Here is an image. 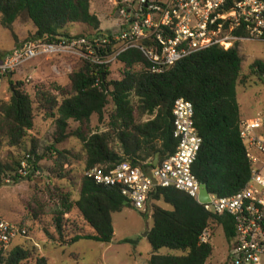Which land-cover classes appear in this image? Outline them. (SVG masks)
<instances>
[{
  "label": "trees",
  "instance_id": "1",
  "mask_svg": "<svg viewBox=\"0 0 264 264\" xmlns=\"http://www.w3.org/2000/svg\"><path fill=\"white\" fill-rule=\"evenodd\" d=\"M118 1L119 10L125 11L126 4ZM91 2L0 0V25L10 31L16 43L13 26L22 16L35 29L27 41L54 43L84 36L68 32V28L75 25L102 34L100 19L91 12ZM76 61L78 63L69 73L65 87L53 85L49 89L46 83V86L36 88L35 100L24 91L23 82L14 83L7 76L12 87L11 95L8 102H0V152L3 148H25L28 132L34 128L36 104L46 111L47 116L54 118V145L70 137L80 143L84 157L80 161L81 176L73 181V187L64 184L66 191L59 192L53 215L45 213L44 200H35L40 209L38 218L34 216L36 228L46 218L52 219L51 227L45 222L47 230L44 234L49 242L59 247L81 240L105 245L111 243L114 237L112 215L132 207L118 189L98 186L85 174L95 167L110 171L125 162L148 173L154 168L152 163L156 154H159L158 164L167 160L176 148L172 137V110L180 98L193 105L194 126L201 139L192 167L198 182L204 184L210 194L220 198L231 197L245 188L251 176V166L239 134L241 114L236 88L246 84L247 76L243 72L238 46L229 50L218 46L208 48L177 62L163 74L153 73L144 55L132 49L118 59L117 63L123 67L119 81L107 80L110 67L99 68ZM249 74L264 76V62L255 61L249 67ZM110 104L112 111L107 115V130L93 132L90 128L92 117L96 116L98 123H102ZM145 117L148 118L143 121ZM70 123L77 125L72 133H69ZM51 150L57 155V166L52 173L60 180L71 178L69 173H61L62 168L69 157L78 160V155L71 151H57L54 147ZM10 155H7L8 161L0 160V183L20 166L26 156L30 157L33 171L15 181L16 184L30 181L36 172L40 173L37 162L41 158L34 143L21 159ZM38 191L41 194L43 190ZM159 201L171 206L172 210L152 206L153 224L147 233L151 248L148 264H207L213 247L209 241H200L203 231L209 233V240L217 227L223 229L228 242L234 237L231 217L206 212L181 191L154 187L147 203ZM19 225L23 226L22 223ZM28 236L26 233L24 237ZM161 250L171 253L163 255ZM30 259L36 258L22 246L11 248L5 256L0 254V264H21ZM36 262L47 264V259L43 257Z\"/></svg>",
  "mask_w": 264,
  "mask_h": 264
},
{
  "label": "built area",
  "instance_id": "2",
  "mask_svg": "<svg viewBox=\"0 0 264 264\" xmlns=\"http://www.w3.org/2000/svg\"><path fill=\"white\" fill-rule=\"evenodd\" d=\"M131 1L134 6L123 11V21L116 32L54 43L27 41L0 56V87L7 76L12 80L37 59H76L107 68L117 63L123 53L136 49L151 64L153 73L163 74L177 62L214 46L229 50L247 41L264 43V0ZM58 68L53 67L55 71ZM23 80L28 83L32 77L27 75ZM193 117L190 102L182 98L175 101V151L148 173L156 181L155 187L174 188L193 198L206 212L232 218L234 237L228 254L231 264H264V116L241 119L239 123L240 139L251 166L245 188L227 198L209 193L206 204L198 201L202 184L192 173L201 146ZM32 171L30 157L26 156L0 185H17ZM148 173L125 162L110 171L95 167L85 175L98 186L118 189L132 209L145 214L148 195L154 188ZM26 233L21 225L0 217V254L7 255L12 241ZM200 241H209L207 231H203Z\"/></svg>",
  "mask_w": 264,
  "mask_h": 264
},
{
  "label": "rangeland",
  "instance_id": "3",
  "mask_svg": "<svg viewBox=\"0 0 264 264\" xmlns=\"http://www.w3.org/2000/svg\"><path fill=\"white\" fill-rule=\"evenodd\" d=\"M121 1L128 7L134 6L131 0ZM118 4V0H92L91 12L100 19V31L102 34L107 35L119 30L118 27L123 21V12L119 10ZM13 30L17 37V43L10 31L0 25V56L13 51L17 45L19 46L27 42L29 36L35 32L33 25L25 16L15 21ZM68 32L71 35L78 36H90L94 33L92 30L79 25L69 27ZM238 48L244 60L245 57L243 55L247 53L251 54L253 58L264 60V43L262 42L247 41L241 43ZM77 63L74 59H37L28 63L17 73L12 78V82H23L24 91L35 100L36 88H42L44 87L43 85L46 86V83H48L49 89L53 85L65 87L67 85V77ZM244 63L243 72L247 76L246 82L250 84V87L246 88L247 85H239L236 88V92L241 106V114L244 118L253 119L257 117V110L258 112L264 113V77L249 74V67L245 68ZM54 65L59 67L58 70L55 71L53 69ZM108 70V81H119L122 78L123 67L120 64L115 63ZM27 74H30L32 77V80L28 83L23 80ZM10 95V84L8 81H5L0 87V102H8ZM34 109V128L28 132L25 148L22 150H8V148H3L0 152V160L2 161L9 160L7 159L8 154H11L10 156L12 158L18 160L20 157L29 153L34 143L36 153L41 158L37 162V168H39L40 173H36L30 181H23L14 186L0 185V217L12 223H22V227L29 235L28 237L14 239L11 248L22 246L23 249L30 251L36 259L46 258L47 264L131 263L132 259L130 256L127 258L111 256L110 251L106 250L107 246L105 244L81 240L70 246L59 247L49 242L44 234V230H47L45 222L48 224V227L52 225V219L50 217L46 218V221L38 225L37 228L33 224L35 217L37 219L40 215V209L38 204L35 203V200L38 198L44 200L47 206L45 213L50 216L51 214L53 215L52 210L59 202V192L66 191L67 183L73 187L75 184L73 181H77L81 176L82 164L80 161L84 158L80 143L74 137L67 138L63 143L54 145V133L56 130L54 118L49 115L47 116L46 111L39 108L37 104L34 106ZM111 111L112 105L110 104L106 108L105 118L100 124L96 116L92 117L90 128L93 132H104L107 130V115ZM147 118H143V121ZM76 128V124L70 123L69 133L75 131ZM32 140L35 142H32ZM51 147H54L57 151H71L78 155V160L69 157L62 168L63 172L61 173H69L72 179L60 180L52 173L57 166V155L51 150ZM53 183L54 186L52 185ZM38 190L43 191L41 194H38ZM157 205L164 210H172V207L163 201L158 202ZM151 211L152 208L149 206V212ZM140 216L143 220H141ZM112 222L115 235L111 243L107 245H136L138 246L137 249L127 246V252H130L131 256L134 254L133 256L136 259L138 258L140 262L145 263V260L148 259V252H150L147 233L153 224L150 214L142 216L136 212L124 211L113 214ZM30 229H32V232L29 231ZM210 243L214 251L207 264H231L228 258L231 242L227 241L221 227L215 230L214 235L210 239ZM169 252L168 250H163V253ZM36 259H30L21 264H37Z\"/></svg>",
  "mask_w": 264,
  "mask_h": 264
},
{
  "label": "crops",
  "instance_id": "4",
  "mask_svg": "<svg viewBox=\"0 0 264 264\" xmlns=\"http://www.w3.org/2000/svg\"><path fill=\"white\" fill-rule=\"evenodd\" d=\"M241 56V55H240ZM244 57H245V60L243 59V57L241 56V58H242V68H243V63L245 64V68L247 67H250V65H252L255 61H263L264 62V60L263 59H257V58H253V56L251 55V54H249V53H247L246 55H243ZM29 69V68H28ZM27 75H30V74H27ZM264 77V76H263ZM245 85H247L246 86V88H249L250 87V84L248 83V82H246V84ZM245 88V89H246ZM237 100H238V97H237ZM238 103H239V101H238ZM240 105V104H239ZM240 114H241V106H240ZM257 115H262V116H264V113L263 112H258V110H257V113H256V116ZM241 119H252V118H244L243 117V115L241 114ZM160 202V201H159ZM157 203L158 202H152V203H150V202H148L147 204H146V213L145 214H142L141 212H138V211H136V210H134V209H132V208H126V209H124L122 212H124V211H131V212H136V213H139L140 215H142V216H145V215H148V214H150V217H151V212H149V206H151V208H152V206L153 205H156V206H158L157 205ZM141 217V216H140ZM141 220H143V218L141 217ZM112 224H113V222H112ZM217 228H220V227H217ZM217 228H215V230L217 229ZM113 230H114V227H113ZM150 230V229H149ZM148 230V231H149ZM215 230H214V232H213V235H214V233H215ZM114 235H115V230H114ZM212 235V236H213ZM211 239V238H210ZM209 243H210V240H209ZM211 244V243H210ZM105 246H107V248H106V250H109L110 251V255L111 256H120V257H125V258H127V257H131V259H132V261H131V263H129V264H145V263H147L148 264V261H149V258H150V253H151V248H150V252H148V259L147 260H145V263H142V262H140L139 261V259L137 258L136 259V257L135 256H133L134 254H132V256H131V254H130V252H127V249H126V247L127 246H130V247H133V248H136L137 249V247L138 246H136V245H105ZM213 247V246H212ZM213 251H214V249H213ZM169 253H171V252H169ZM160 254H167V253H163V250H161L160 251ZM140 255V254H139ZM213 255V254H212ZM140 258V257H139ZM211 258V257H210ZM210 258H209V260H210ZM208 260V261H209ZM208 261H207V263H208Z\"/></svg>",
  "mask_w": 264,
  "mask_h": 264
},
{
  "label": "water",
  "instance_id": "5",
  "mask_svg": "<svg viewBox=\"0 0 264 264\" xmlns=\"http://www.w3.org/2000/svg\"><path fill=\"white\" fill-rule=\"evenodd\" d=\"M10 90H12L11 86H10ZM158 161H159V154H156L155 157H154L153 163H152V166L154 168L157 167ZM147 176L151 180L153 186L155 187L156 186V181L154 180L152 174L148 173ZM198 201H199L200 204H206V203L209 202V192L207 190V187L204 184L201 185Z\"/></svg>",
  "mask_w": 264,
  "mask_h": 264
}]
</instances>
